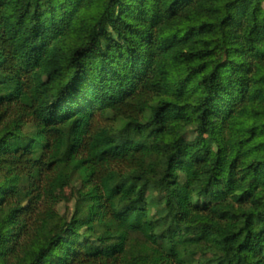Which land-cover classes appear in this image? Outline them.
<instances>
[{"label":"trees","instance_id":"obj_1","mask_svg":"<svg viewBox=\"0 0 264 264\" xmlns=\"http://www.w3.org/2000/svg\"><path fill=\"white\" fill-rule=\"evenodd\" d=\"M0 264H264V0H0Z\"/></svg>","mask_w":264,"mask_h":264},{"label":"rangeland","instance_id":"obj_2","mask_svg":"<svg viewBox=\"0 0 264 264\" xmlns=\"http://www.w3.org/2000/svg\"><path fill=\"white\" fill-rule=\"evenodd\" d=\"M207 138H209V137H207ZM190 139H191V140H194V141H198V140H201V137H200V135H198V134H194ZM111 187H112V186H111V182H110V180H109V179H106V180L104 181V189H105V191H106L107 193H110V192L112 191V188H111ZM69 191L72 192L73 189L70 188ZM132 233H133L134 235H137V236H141V237L144 236L143 232H142L140 229H133ZM102 245H103V244H102ZM106 245H107V244H106Z\"/></svg>","mask_w":264,"mask_h":264}]
</instances>
